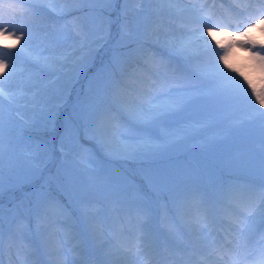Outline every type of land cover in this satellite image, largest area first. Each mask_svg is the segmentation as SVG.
Instances as JSON below:
<instances>
[{"label":"rangeland","instance_id":"rangeland-1","mask_svg":"<svg viewBox=\"0 0 264 264\" xmlns=\"http://www.w3.org/2000/svg\"><path fill=\"white\" fill-rule=\"evenodd\" d=\"M3 2L5 12L17 14L15 21L17 28L31 24L28 30L33 38L29 46L33 49L46 48L45 55L53 56L57 63L54 67L31 64L26 56L18 53L23 42L13 50L18 53L15 57V60L19 61L17 72L11 79L0 80V87L6 91V97L0 98V108L3 109L5 119L0 134L4 148L0 190L3 186L13 189L19 180H24V177L27 179L34 174L47 172V166L53 169L52 165H56V170L50 175L52 181H57L60 185L59 193L62 200L56 203L58 214L49 212L40 222L37 221L35 211H29L26 205L22 208L18 206L19 208L11 212L2 210L4 219L2 255L9 244H12L22 255V259L26 261L24 264H37V258H45L48 252L66 254L68 250L65 247L56 252L54 249L57 246L54 233L59 228H64L70 233L77 229L91 240L92 224H98L99 228L104 226L94 218H87L86 222L85 208L91 212L92 217L98 216L101 211L103 222L106 226H111L119 216L132 218V208L125 207L124 200H140L145 197L152 200L160 214H163L164 208L174 211L184 194L216 199L225 192H230L233 183L243 177L251 179L256 177L262 179L264 183V146H262L264 134L260 132L264 131V116L259 112L262 110L264 113V110L251 96L250 90L247 97L239 94L234 98L224 97L220 102L211 99L203 100L206 103L198 102L189 115L192 119L208 121L209 126L198 137L171 147L163 155L129 154L124 150L123 142L119 138H113L110 126L109 130L102 134L94 130L91 123L84 122L77 115L79 101L95 93L100 78L109 70L108 65L113 55L127 51L124 46L128 45L132 48L144 46L149 54L155 53L157 60L164 63L171 62L173 65L179 63L192 74L188 83L205 90L213 89L215 83L208 79L206 81L209 83L203 82L197 73L198 67L212 71L218 62V56L206 48L205 41L198 39L200 31H203L211 48L219 52V45H216L215 41L219 40L221 44H227L230 39L229 32L243 31L250 26L249 21L256 23L257 17L252 20L244 15L246 5L239 7L232 0L219 1L217 6L212 0H121L116 3L115 0H110L104 4L90 2L73 4L65 3V0H54V2L53 0H3ZM239 2L241 5L242 2H246L249 6L252 0L250 2L239 0ZM252 8L256 12L255 6ZM59 9H72V11L70 14H62L58 13ZM125 10L131 26L128 34L120 30V25L125 19ZM228 12L241 21L236 23L231 17L229 20ZM209 17L210 23H214L215 20L216 24L223 25L222 23L225 22L228 28H214L213 37H207L208 29L202 28L200 21ZM258 17L264 18V16ZM78 19L84 23L89 41L99 39L100 43L92 44V54L73 66L76 57L68 61H62L61 57L70 54L79 46L74 44V39L78 36L75 23ZM157 24L161 26L159 43L153 34ZM46 33L49 37L60 36L61 39L44 41L41 37ZM17 34L19 35V32ZM165 37L177 41L191 40L193 49L191 60H178L166 55L163 50H170L163 43ZM248 38L258 42L257 49L253 51L259 50V42L264 41V31L259 26L255 27L248 33ZM231 39L242 41L245 37L233 36ZM14 42L13 39L0 36V53L5 51V44ZM109 43L111 44L108 45ZM228 60L232 67L247 60L250 73L248 71L243 73L253 81L258 90L260 89L264 83L261 79L264 73L251 58L248 50L234 45L229 49ZM61 63L67 66L61 67ZM220 67H223L222 63ZM155 70L156 66L152 63L142 64L141 77L145 83L135 82V89L146 88L149 75ZM27 74L28 76L25 77ZM228 74L231 75L232 72ZM74 75L79 76V80L70 89L74 83ZM241 83L244 82L241 80ZM245 88H247L246 84ZM68 93L71 94L69 99H67ZM130 95L135 96L136 91H131ZM34 96L35 101H33ZM41 109L44 110L45 119L46 114L52 112L55 117L54 125L49 123L45 126V119L36 122L35 117ZM68 121L73 123L70 137L65 133V124ZM33 124L35 126H32ZM29 126L32 129H28ZM35 131L41 133L27 134L32 136L26 141L17 140L21 138L20 135H24V132ZM62 138L66 148L61 152L59 145ZM44 141L48 145L47 153L36 149V146ZM243 141L255 153H238L239 144ZM53 142H55V150L52 147ZM83 142L85 143L83 149L91 152L84 160L78 158ZM104 154L102 175L100 172L102 168L99 165H103L100 159ZM149 161L156 164L157 171L150 179L143 180L139 172L149 176L152 172L151 168L154 167L152 164H146ZM42 168L45 171H40ZM8 173L13 175L14 182H8L9 180L3 176ZM78 175H83L85 178L82 184L78 182L80 178ZM62 177L72 182L68 185L62 181ZM132 177L138 181L134 182ZM160 177L167 179L161 182ZM45 182L50 183L48 178ZM173 184L179 187L174 189ZM22 188L18 187L13 194L15 195ZM99 199L101 200L96 201ZM39 201V199L37 202L34 201V205L37 206ZM16 207L17 205L14 206ZM17 224L24 225L22 233L24 239L20 240L18 235L15 240H10L9 230L15 232ZM96 233L95 237H98V232ZM103 242L105 240L96 242L101 246L102 251L107 247ZM21 248L29 249L31 252L26 253L21 251ZM35 248L38 251L34 250Z\"/></svg>","mask_w":264,"mask_h":264},{"label":"snow or ice","instance_id":"snow-or-ice-1","mask_svg":"<svg viewBox=\"0 0 264 264\" xmlns=\"http://www.w3.org/2000/svg\"><path fill=\"white\" fill-rule=\"evenodd\" d=\"M54 2V0H53ZM79 4L84 2L104 4L110 0H65V3ZM249 5L248 7H251ZM255 10L259 16H264V0H257ZM72 9H59L58 13L70 14ZM79 11V9H75ZM124 22L120 25V30L124 34L131 31L130 22L127 19V10H125ZM17 14L15 12H5L4 2L0 0V36L6 39H13L15 42L12 44H5L3 53H0V80H8L13 77L17 72L15 64L16 55L23 54L26 56L31 64L43 65L44 67H54L57 63L56 59L51 55H45L46 48L33 49L29 46L32 33L28 30L31 24H26L24 28H17L16 25ZM208 19L200 21L202 28H207V37H213V29L226 27V25L210 23ZM78 36L74 39V44H78L70 54H65L61 57L62 61H68L73 57V66L80 61L86 59L92 54V44H99L100 40L89 41L85 25L79 19L75 22ZM243 31H232L228 33L229 42L221 44L219 40L215 41L219 45L220 51L217 52L211 45L208 44L207 38L204 36L203 31H200L198 39L205 41L206 48L211 50L218 56V62L212 71H205L197 68V73L202 79H208L215 83V87L211 90L202 89L194 84L188 83L190 73L187 69L182 67L179 63L173 65L171 62L164 63L157 60L155 53L149 54L144 46L132 48L130 45L124 46L127 51L120 52L113 55L108 65V71L103 77L100 78L95 93L84 100L79 101L78 117L86 123H91L94 130L102 134L109 130L113 138H119L123 142V148L129 154L137 155H163L171 147L182 143L188 139H194L209 126L206 120L192 119L189 113L193 110L194 106L199 101L211 99L215 102H220L224 97L234 98L239 94L245 97L248 95V90L255 101L264 108V83L260 89L248 78L243 72H238L229 63V49L234 45L249 51L251 58L258 64L262 73H264V41L259 42V50L257 49L258 42L254 39L248 38V33L255 27H261L264 31V18H256V23H251ZM19 32V35L17 34ZM153 34L160 42L161 26L156 25ZM233 36L245 37L244 40H232ZM42 40L59 41L60 36L49 37L46 33ZM102 39V37H101ZM22 46L18 49V53L14 52L17 45ZM163 43L170 50L171 54L183 60L189 61L193 55L192 41L181 39L164 38ZM152 63L156 66V70L149 75L147 87L143 89H132L129 81H139L144 84L143 77L137 74L142 71V64ZM223 67H220V64ZM67 66L61 63V67ZM163 69V71H161ZM227 69L228 71H225ZM236 73V76H230L228 73ZM264 81V76H262ZM241 80L244 82L241 83ZM245 84L247 88H245ZM135 90L136 95H130V92ZM6 97V91L0 87V98ZM11 102V97H9ZM35 101V96L33 97ZM264 116V113H260ZM45 119L44 110L41 109L36 115L35 120ZM4 122L3 109L0 108V134H2ZM55 123V117L49 111L46 114L45 126L47 124ZM32 126H35L33 124ZM73 123L71 121L65 124V133L70 137ZM264 146V145H262ZM53 150H55V142H53ZM66 148L63 138L59 145V150L62 152ZM37 151L47 153L48 145L44 141L36 146ZM4 166V148L2 140H0V175H2ZM167 177H160L161 182L166 180ZM0 187H2V180H0ZM262 204H264V192L260 194ZM199 210L206 213L207 209L203 208L205 203L203 200L200 202ZM56 204L54 201L38 202L35 215L37 221H42L46 214L54 212ZM147 213V210H139ZM24 225L17 224L15 232L9 230V239L15 240L19 235V239L23 240L22 235ZM4 245V219L2 209H0V257H2ZM225 248L233 254L234 261L239 264L244 260L252 259V253L248 250V238L244 231L241 230L236 236L232 237ZM0 264H3L0 259ZM75 264H95L94 261H89L86 256H82ZM158 264V262H157ZM259 264H264V249L259 253Z\"/></svg>","mask_w":264,"mask_h":264},{"label":"bare ground","instance_id":"bare-ground-1","mask_svg":"<svg viewBox=\"0 0 264 264\" xmlns=\"http://www.w3.org/2000/svg\"><path fill=\"white\" fill-rule=\"evenodd\" d=\"M84 159L85 157H83V160ZM124 251L126 250H120V248H117L116 250L113 248L105 249V253L111 257L110 261L113 262V264H138V261L133 259L129 252L124 253ZM128 260H130V262Z\"/></svg>","mask_w":264,"mask_h":264}]
</instances>
